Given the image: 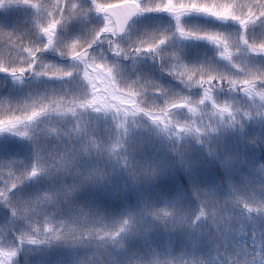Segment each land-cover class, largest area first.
<instances>
[{
	"label": "snow or ice",
	"instance_id": "1",
	"mask_svg": "<svg viewBox=\"0 0 264 264\" xmlns=\"http://www.w3.org/2000/svg\"><path fill=\"white\" fill-rule=\"evenodd\" d=\"M0 264H264V0H0Z\"/></svg>",
	"mask_w": 264,
	"mask_h": 264
}]
</instances>
